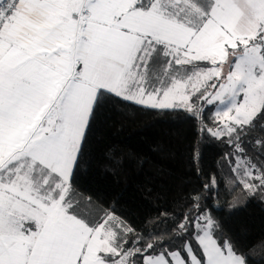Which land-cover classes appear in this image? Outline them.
Returning a JSON list of instances; mask_svg holds the SVG:
<instances>
[{
	"label": "snow or ice",
	"instance_id": "6c2138e0",
	"mask_svg": "<svg viewBox=\"0 0 264 264\" xmlns=\"http://www.w3.org/2000/svg\"><path fill=\"white\" fill-rule=\"evenodd\" d=\"M117 106L211 109L230 149L162 230L78 193ZM225 180L264 202V0H0V264H264L212 215Z\"/></svg>",
	"mask_w": 264,
	"mask_h": 264
},
{
	"label": "trees",
	"instance_id": "16d2710c",
	"mask_svg": "<svg viewBox=\"0 0 264 264\" xmlns=\"http://www.w3.org/2000/svg\"><path fill=\"white\" fill-rule=\"evenodd\" d=\"M212 110L205 120L182 111H139L117 106L92 138L78 193L106 210L115 209L137 232L162 230L165 215L187 211L186 204L210 176L226 177L224 142L201 131L213 126ZM221 183L211 201L212 215L223 235L248 246L253 258L264 256V202L231 192ZM242 199L240 204L238 199Z\"/></svg>",
	"mask_w": 264,
	"mask_h": 264
},
{
	"label": "rangeland",
	"instance_id": "374dc122",
	"mask_svg": "<svg viewBox=\"0 0 264 264\" xmlns=\"http://www.w3.org/2000/svg\"><path fill=\"white\" fill-rule=\"evenodd\" d=\"M239 201H238V203L237 204H240L241 202H242V199L240 198V199H238Z\"/></svg>",
	"mask_w": 264,
	"mask_h": 264
}]
</instances>
